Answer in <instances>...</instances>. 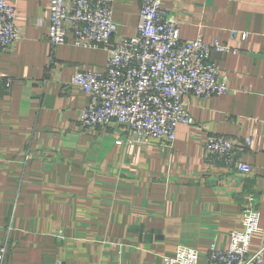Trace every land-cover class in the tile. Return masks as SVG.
<instances>
[{
  "label": "crops",
  "instance_id": "crops-1",
  "mask_svg": "<svg viewBox=\"0 0 264 264\" xmlns=\"http://www.w3.org/2000/svg\"><path fill=\"white\" fill-rule=\"evenodd\" d=\"M8 1L22 35L0 51V74L13 80L0 85L3 264H162L183 248L205 254L243 228L251 195L259 227L250 251H257L264 242V0H163L182 39L239 50L213 52L229 90L188 97L194 123L179 125L171 146L118 145L126 129L115 123L83 131L87 95L71 78L76 69L104 71L108 51L69 41L48 67L50 0ZM142 3L115 0V38L136 34ZM209 133L237 142L250 136L237 156L253 172L206 161ZM28 149L35 156L25 166Z\"/></svg>",
  "mask_w": 264,
  "mask_h": 264
},
{
  "label": "built area",
  "instance_id": "built-area-1",
  "mask_svg": "<svg viewBox=\"0 0 264 264\" xmlns=\"http://www.w3.org/2000/svg\"><path fill=\"white\" fill-rule=\"evenodd\" d=\"M162 3L163 0H143L136 34L117 39L115 0L49 1L47 36L52 55L48 67L55 48L69 41L77 47L108 51L104 71L76 69L71 78V84L87 95L79 119L83 131L115 123L126 129L125 137L116 141L118 145L158 141L171 146L178 126L194 123L187 108L188 97L209 98L228 92L229 77L212 54L239 50L219 40L208 43L201 36L182 39L179 21ZM16 18V7L8 0H0L2 52L11 49L22 35ZM3 82L8 88L13 84L12 78L0 74V85ZM251 143L250 136L237 142L226 135L209 133L204 144L205 160L250 174L254 167L240 159L237 151ZM34 156L28 149L23 164L27 166ZM241 216L243 228L231 232L227 247L211 243L205 254L183 248L164 257L162 264H264V242L257 251H250L259 227L255 195L249 197ZM6 251V247H0V264L4 263Z\"/></svg>",
  "mask_w": 264,
  "mask_h": 264
}]
</instances>
